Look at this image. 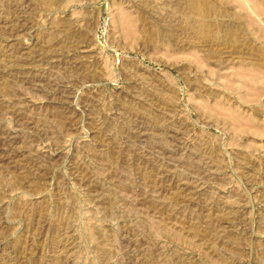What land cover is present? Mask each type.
Listing matches in <instances>:
<instances>
[{"label": "rangeland", "instance_id": "1", "mask_svg": "<svg viewBox=\"0 0 264 264\" xmlns=\"http://www.w3.org/2000/svg\"><path fill=\"white\" fill-rule=\"evenodd\" d=\"M186 1L0 0V264H264V0Z\"/></svg>", "mask_w": 264, "mask_h": 264}, {"label": "bare ground", "instance_id": "2", "mask_svg": "<svg viewBox=\"0 0 264 264\" xmlns=\"http://www.w3.org/2000/svg\"><path fill=\"white\" fill-rule=\"evenodd\" d=\"M181 1H183V0H177V2L180 4L181 3ZM218 1V0H217ZM219 1H221V0H219ZM223 1V0H222ZM234 2H236L237 3V5H238V7H239V12H236V13H234V15H236V17H240L239 15L241 14V16H242V14H244V13H253L254 15H256V16H258L257 14H258V12L259 11H257L256 10V7L258 6V4L257 3H254V4H249L248 2H247V0H233ZM187 2V1H186ZM216 2V1H215ZM215 2H213L212 0H189V2H187L188 3V5H187V3L185 4V6L187 5L188 6V11H190L191 13H192V15H193V13L194 14H196L197 16H200L201 18H202V20L203 19H206V17H209L210 16V14H212L213 12H215V10H216V7L218 6L217 5V3H215ZM184 4V3H183ZM248 5V6H247ZM183 7V6H182ZM186 8V7H185ZM187 10V9H186ZM257 11V12H256ZM187 12V11H186ZM244 12V13H243ZM220 13V12H219ZM246 14V15H247ZM249 16V15H248ZM255 16V17H256ZM190 17V16H189ZM250 17V16H249ZM257 19V18H256ZM204 22V21H203ZM124 29H123V32H125L126 34H131V32H132V28H131V26H129V25H127L125 22H124ZM133 26V25H132ZM236 26V25H235ZM235 26H233V27H227L226 29H225V33H224V35H225V38L226 39H224L225 41H224V43H226V44H231V45H234V46H238V44H240V43H238V42H240V41H238V40H236V39H238V37H237V34L235 33V30L236 29H238V27L236 28ZM217 27V26H216ZM217 29L218 28H215V27H210L209 26V24H206L205 25V23H203V24H201V26L199 27V29H198V33H195L196 35H194V36H196V38L198 37V38H201L202 40H204V42L205 43H202V45H200L201 47H203V46H206V45H204V44H206L208 41H210V39L213 37V36H215L216 34L215 33H217L216 31H217ZM222 34V33H221ZM188 36V35H187ZM177 37V36H176ZM201 40V41H202ZM208 40V41H207ZM200 41V42H201ZM207 41V42H206ZM198 43V42H197ZM244 43V42H243ZM188 44V45H187ZM187 47H189V46H191V47H196V44L195 45H193V43L191 42H187ZM242 44V43H241ZM240 44V45H241ZM176 46H179V45H175V47ZM182 47H177L176 49H183L184 48V46H185V43L183 44V45H181ZM219 50V49H218ZM218 52V51H217ZM244 75H245V77H248V80L247 81H249V82H254V83H256V82H260V80L261 81H263L264 82V73H257V72H254V71H245L244 73H243ZM245 82V81H244ZM264 84V83H263ZM248 95L247 96H249L250 95V97H255V96H257V95H259V88H254V87H252V88H250L249 90H248V93H247ZM203 107V106H202ZM205 108V107H204ZM220 113H223L224 114V116L226 117V119L232 124V125H234V126H239V125H242L243 124V121L242 120H240V118L239 117H236L235 115H233L232 113H229L228 111H220ZM159 119H160V117H159ZM259 120V119H258ZM255 121V125H254V123L251 125V126H253L256 130H259V131H262V132H264V124H260V122L259 121ZM251 128V127H250ZM12 152V151H11ZM26 157V156H25ZM42 168V167H41Z\"/></svg>", "mask_w": 264, "mask_h": 264}]
</instances>
